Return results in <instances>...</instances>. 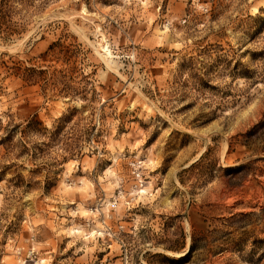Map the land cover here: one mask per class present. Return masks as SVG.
<instances>
[{
    "label": "rangeland",
    "instance_id": "374dc122",
    "mask_svg": "<svg viewBox=\"0 0 264 264\" xmlns=\"http://www.w3.org/2000/svg\"><path fill=\"white\" fill-rule=\"evenodd\" d=\"M25 17L0 33V264H264V0Z\"/></svg>",
    "mask_w": 264,
    "mask_h": 264
},
{
    "label": "trees",
    "instance_id": "16d2710c",
    "mask_svg": "<svg viewBox=\"0 0 264 264\" xmlns=\"http://www.w3.org/2000/svg\"><path fill=\"white\" fill-rule=\"evenodd\" d=\"M49 0H0V33L12 35L19 33L24 24L25 16H31L41 11ZM19 16L20 22L14 21V16ZM25 17V18H24ZM61 45L59 42H52L49 49ZM42 70H35L25 65H19L14 68V74H17L24 81H30L33 78L32 73H40Z\"/></svg>",
    "mask_w": 264,
    "mask_h": 264
},
{
    "label": "bare ground",
    "instance_id": "6f19581e",
    "mask_svg": "<svg viewBox=\"0 0 264 264\" xmlns=\"http://www.w3.org/2000/svg\"><path fill=\"white\" fill-rule=\"evenodd\" d=\"M103 52V51H102Z\"/></svg>",
    "mask_w": 264,
    "mask_h": 264
}]
</instances>
